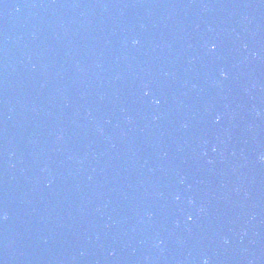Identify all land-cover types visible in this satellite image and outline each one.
I'll use <instances>...</instances> for the list:
<instances>
[{"label": "water", "instance_id": "95a60500", "mask_svg": "<svg viewBox=\"0 0 264 264\" xmlns=\"http://www.w3.org/2000/svg\"><path fill=\"white\" fill-rule=\"evenodd\" d=\"M257 2L0 0V264H210Z\"/></svg>", "mask_w": 264, "mask_h": 264}, {"label": "clouds", "instance_id": "9594fccd", "mask_svg": "<svg viewBox=\"0 0 264 264\" xmlns=\"http://www.w3.org/2000/svg\"><path fill=\"white\" fill-rule=\"evenodd\" d=\"M133 43H135V41Z\"/></svg>", "mask_w": 264, "mask_h": 264}]
</instances>
